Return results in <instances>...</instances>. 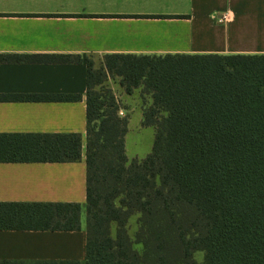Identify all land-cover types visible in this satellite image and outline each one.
<instances>
[{
    "label": "trees",
    "instance_id": "1",
    "mask_svg": "<svg viewBox=\"0 0 264 264\" xmlns=\"http://www.w3.org/2000/svg\"><path fill=\"white\" fill-rule=\"evenodd\" d=\"M86 65V264H264V55ZM113 76L151 93L143 125L156 135L143 160L129 163V121L98 90ZM16 138H0V162L81 159L78 134ZM80 212L79 204L0 203V230L76 231Z\"/></svg>",
    "mask_w": 264,
    "mask_h": 264
},
{
    "label": "crops",
    "instance_id": "2",
    "mask_svg": "<svg viewBox=\"0 0 264 264\" xmlns=\"http://www.w3.org/2000/svg\"><path fill=\"white\" fill-rule=\"evenodd\" d=\"M207 54L264 55V0H0V138L82 137L77 162H0V203L81 207L76 231L0 230V262L86 264V64Z\"/></svg>",
    "mask_w": 264,
    "mask_h": 264
},
{
    "label": "rangeland",
    "instance_id": "3",
    "mask_svg": "<svg viewBox=\"0 0 264 264\" xmlns=\"http://www.w3.org/2000/svg\"><path fill=\"white\" fill-rule=\"evenodd\" d=\"M93 69L101 67V63L90 62ZM104 98L102 101H110L114 96L116 104L121 108L118 113L121 118H127L129 121L128 132L125 137L126 154L131 163L134 159L143 160L152 151L155 140V129L143 125L145 112L149 110L152 100L150 91L141 88H128L123 83L122 78L118 76L109 77L101 88ZM122 113V114H121ZM131 224L135 223V218L131 219ZM196 260L202 263L204 253L198 252L195 255Z\"/></svg>",
    "mask_w": 264,
    "mask_h": 264
},
{
    "label": "built area",
    "instance_id": "4",
    "mask_svg": "<svg viewBox=\"0 0 264 264\" xmlns=\"http://www.w3.org/2000/svg\"><path fill=\"white\" fill-rule=\"evenodd\" d=\"M226 20H227V15H224V16L221 17L220 22H223V21H226Z\"/></svg>",
    "mask_w": 264,
    "mask_h": 264
}]
</instances>
